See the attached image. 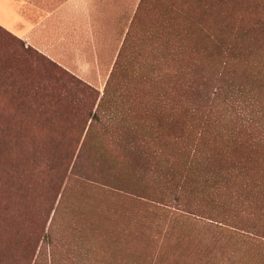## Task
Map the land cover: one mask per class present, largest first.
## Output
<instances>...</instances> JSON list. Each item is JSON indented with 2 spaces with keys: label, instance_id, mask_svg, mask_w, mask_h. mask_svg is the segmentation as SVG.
<instances>
[{
  "label": "rangeland",
  "instance_id": "374dc122",
  "mask_svg": "<svg viewBox=\"0 0 264 264\" xmlns=\"http://www.w3.org/2000/svg\"><path fill=\"white\" fill-rule=\"evenodd\" d=\"M121 1L62 49L0 25V264H264V0Z\"/></svg>",
  "mask_w": 264,
  "mask_h": 264
},
{
  "label": "crops",
  "instance_id": "0c3cea01",
  "mask_svg": "<svg viewBox=\"0 0 264 264\" xmlns=\"http://www.w3.org/2000/svg\"><path fill=\"white\" fill-rule=\"evenodd\" d=\"M114 1L0 0V25L36 49H62L67 35L78 36L82 23L93 21L98 4Z\"/></svg>",
  "mask_w": 264,
  "mask_h": 264
},
{
  "label": "trees",
  "instance_id": "16d2710c",
  "mask_svg": "<svg viewBox=\"0 0 264 264\" xmlns=\"http://www.w3.org/2000/svg\"><path fill=\"white\" fill-rule=\"evenodd\" d=\"M81 89H82V91L85 92L87 99L90 100V99L94 98L93 99L94 100L93 105H95L97 99L99 98L98 97L99 93H98V95L95 96V94H94L95 90H93L90 86H84V84H82ZM208 94L209 95H208V98L206 100H207L209 108L217 109L219 107L218 104L223 103V104H225L224 109H229L230 108L229 106H231V107H233V109H235L238 120L243 119L244 121H247V122L252 121L251 115L249 114L250 103H249V100L247 99V97L245 96L244 93L241 95L237 94L238 97L235 98V92H232L231 97H228L227 99H225V98H223L222 88L220 86H218V87H213ZM104 100H105V98H103V97L100 98L99 102L96 105L95 110H94V107L89 108V112H88L89 114L88 115L92 121L93 120L101 121V119L103 120L102 114H104V113L107 114V112L103 110V107L106 103V102H104ZM92 121H91V123H92ZM195 152H196V150H195Z\"/></svg>",
  "mask_w": 264,
  "mask_h": 264
}]
</instances>
